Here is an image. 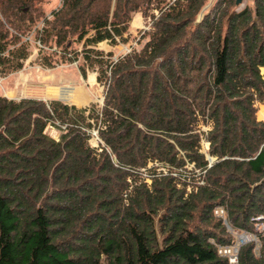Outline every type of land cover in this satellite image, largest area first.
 <instances>
[{
	"label": "trees",
	"instance_id": "trees-1",
	"mask_svg": "<svg viewBox=\"0 0 264 264\" xmlns=\"http://www.w3.org/2000/svg\"><path fill=\"white\" fill-rule=\"evenodd\" d=\"M50 1L0 0L2 71L22 67L23 38ZM208 1L62 0L44 19V46L68 51L84 40V61L106 65L105 94L97 114L0 95V264H229L216 247L233 242L218 206L233 227L255 232L252 218L264 213V0L240 10L213 0L200 15ZM139 10L151 17L140 50L104 61L86 48L125 41ZM57 123L54 139L45 128ZM189 164L198 180L187 190ZM260 242L258 255L255 242L243 245L237 264H264Z\"/></svg>",
	"mask_w": 264,
	"mask_h": 264
},
{
	"label": "rangeland",
	"instance_id": "rangeland-1",
	"mask_svg": "<svg viewBox=\"0 0 264 264\" xmlns=\"http://www.w3.org/2000/svg\"><path fill=\"white\" fill-rule=\"evenodd\" d=\"M61 1L62 0H51L45 8L43 18L37 21L25 34L23 40L27 42L29 53L27 58L23 61L22 67L16 71L6 72L2 71L0 66V95L15 100H20L22 98H37L46 101L57 100L66 105L75 106L76 108H93L94 113L97 114L103 105L105 94L104 81L98 80V78L101 75V66L105 67L106 65H91L84 61V40L75 43L68 51H63L61 47L57 48L55 45L49 47L44 46L38 37L42 33L44 19L50 18L51 11L60 7ZM212 2L213 0L207 2L200 15L211 7ZM247 3L251 4L252 1L243 0L242 4L237 6V10L242 9ZM150 18L151 17L148 16L144 17L140 10L133 12L131 20L129 21L128 31L123 35V37L126 38L125 41L119 40L116 45H111L108 40H104L95 46L88 45L86 48L92 47L102 51L104 54L102 55V59L104 61L114 60L123 56L128 53L129 49L138 51L147 41V35L144 31L150 29ZM109 52H111V54H107ZM81 68H84L86 73L85 76H83ZM261 72L264 73L263 68H261ZM61 94L65 96L73 95L75 102H69V100L63 98ZM257 106L258 110L256 116L259 120H264V104L257 103ZM86 114L89 115L87 111ZM94 120L95 118H91L89 121L94 124ZM57 125H59V123H57ZM209 129L210 126L208 124H200L201 131L206 132ZM95 130L96 128L92 127L90 129L93 135ZM61 131L62 128L60 125L59 127L56 125H48L45 128V132L54 139L59 138ZM98 141V138L94 136L89 140L93 147L98 146ZM208 148L209 142L205 137H202L200 140V151L205 153L206 158L210 156L207 153ZM148 168L163 173H166L168 170L166 165L164 166L159 162H150ZM191 168L192 164H189L187 170L182 171L183 175L190 176L188 179H181L182 181H186L187 190H190L198 180V176L190 174ZM144 172L149 176V173L152 171ZM145 181L149 183L151 179L146 177Z\"/></svg>",
	"mask_w": 264,
	"mask_h": 264
},
{
	"label": "built area",
	"instance_id": "built-area-1",
	"mask_svg": "<svg viewBox=\"0 0 264 264\" xmlns=\"http://www.w3.org/2000/svg\"><path fill=\"white\" fill-rule=\"evenodd\" d=\"M130 50L131 49L128 50V53H131L133 51ZM118 58L114 59L113 61H116ZM89 132L91 136L98 138L97 130L94 131V135L91 133L90 130ZM142 171H144V169H142ZM200 183H202V181H200ZM214 214L222 218L223 224L225 225L227 232H229L233 237V242L231 244H225V245L216 244L217 252L220 256L226 257L229 264H237L239 259L240 248L250 241L255 242V247H254L255 255L259 254V250L261 247L260 237L261 235H264V214L252 218V220L256 221L254 227L255 228L254 233L233 227L228 221L226 210L223 206L216 207L214 209ZM211 242L214 243L213 240H211Z\"/></svg>",
	"mask_w": 264,
	"mask_h": 264
},
{
	"label": "water",
	"instance_id": "water-1",
	"mask_svg": "<svg viewBox=\"0 0 264 264\" xmlns=\"http://www.w3.org/2000/svg\"><path fill=\"white\" fill-rule=\"evenodd\" d=\"M243 2V0H235V4L236 5H241ZM208 161H209V166L214 162L215 158L213 159V157L208 156Z\"/></svg>",
	"mask_w": 264,
	"mask_h": 264
},
{
	"label": "bare ground",
	"instance_id": "bare-ground-1",
	"mask_svg": "<svg viewBox=\"0 0 264 264\" xmlns=\"http://www.w3.org/2000/svg\"><path fill=\"white\" fill-rule=\"evenodd\" d=\"M138 20V19H137ZM62 95V94H61ZM63 96V98H67L68 100H69V102H75V100H74V97H73V95H62ZM65 96V97H64ZM73 97V98H72Z\"/></svg>",
	"mask_w": 264,
	"mask_h": 264
}]
</instances>
